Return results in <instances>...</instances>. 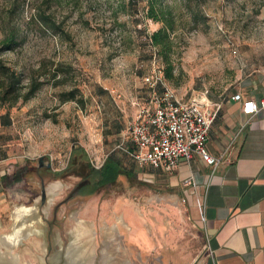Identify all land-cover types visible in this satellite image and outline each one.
<instances>
[{
	"label": "rangeland",
	"instance_id": "374dc122",
	"mask_svg": "<svg viewBox=\"0 0 264 264\" xmlns=\"http://www.w3.org/2000/svg\"><path fill=\"white\" fill-rule=\"evenodd\" d=\"M163 3L174 24L169 32L170 78L149 40L162 24L144 16L145 0L138 1L137 13L123 9L120 0H0V39L13 33L18 42L3 53V60L24 81L31 75L43 81L28 100L0 107L1 134L13 153L28 156L27 164L10 180L12 190L26 193L13 211L33 205L41 180L45 188L59 186L50 205L47 198L43 206L37 205L41 221L35 226L41 233L15 248L22 262L38 264L43 256L44 264H53L51 257L59 253L58 264H65L69 240L86 222L95 231L84 239L96 254L95 264L108 241L110 252L119 244L120 253L107 264H197L202 259V235L188 218L185 199L139 176L142 167L116 145L128 142L127 126L138 105L162 86L185 101L204 90L221 97L242 77L264 67V0ZM43 13L56 27L44 25ZM71 89L82 103L60 100L61 92ZM83 151L85 156L80 157ZM73 154L91 166H100L110 154L137 177L120 175L94 193L67 200L68 191L83 183L84 166L64 169ZM49 163L65 171L40 178L38 166ZM122 214L132 216L137 226L119 223L116 217ZM115 223L119 233H107L105 227ZM10 224L11 219L0 234L11 232ZM58 237L68 238L63 249Z\"/></svg>",
	"mask_w": 264,
	"mask_h": 264
},
{
	"label": "crops",
	"instance_id": "0c3cea01",
	"mask_svg": "<svg viewBox=\"0 0 264 264\" xmlns=\"http://www.w3.org/2000/svg\"><path fill=\"white\" fill-rule=\"evenodd\" d=\"M234 93L263 98L264 67L242 77L224 96L210 95L211 105L218 104L219 109L205 147L220 158L217 167L198 155L189 162L181 160L171 173L139 164V176L185 199L188 218L202 235L204 254L197 264H264V108L249 118L241 103L231 99ZM1 133L0 232L12 220L15 203L26 195L12 190L10 180L28 159L23 151L13 153ZM54 171L58 168L38 166L36 173L45 178Z\"/></svg>",
	"mask_w": 264,
	"mask_h": 264
},
{
	"label": "built area",
	"instance_id": "2783aa9c",
	"mask_svg": "<svg viewBox=\"0 0 264 264\" xmlns=\"http://www.w3.org/2000/svg\"><path fill=\"white\" fill-rule=\"evenodd\" d=\"M231 99L241 103L242 113L249 118L264 108V97L253 100L234 93ZM211 104L208 90L184 101L162 86L161 91H153L147 102L138 105L127 126L128 142L122 140L116 148L140 165L167 173L181 160L189 162L196 155L217 167L220 158L209 154L205 147L209 127L219 109L218 104Z\"/></svg>",
	"mask_w": 264,
	"mask_h": 264
},
{
	"label": "trees",
	"instance_id": "16d2710c",
	"mask_svg": "<svg viewBox=\"0 0 264 264\" xmlns=\"http://www.w3.org/2000/svg\"><path fill=\"white\" fill-rule=\"evenodd\" d=\"M138 1L139 0H120V3H122L123 9L131 8L132 11L137 13L139 11ZM143 13L146 18L162 24L158 29L149 34V40L166 64L164 69L165 76L170 78L172 66L169 60V52L172 45L169 40V32L174 30L172 12L169 7L165 6L163 0H145ZM40 19L45 26L56 27L54 21H52L48 15L43 13ZM17 43V38L13 33L7 34L0 39V107L4 105H14L19 100H28L43 83L39 77L34 75L29 76L28 79L24 81L22 74L12 66L6 64L3 60V53L11 50ZM60 100H75L82 103V99L76 96L74 89L61 92ZM1 119H3L5 123L9 121L6 114H2ZM82 156H85L84 151L81 153L80 157ZM74 164L84 166V172L81 173V175L83 180L87 182L83 187L87 193H94L109 184H113L120 175L129 180L137 177V172H133L124 167L110 154L104 158L102 164L98 167L91 166L87 160H81L77 155L73 154V156L68 159L64 169L69 170ZM64 169L52 172V174L54 176H59L63 173L62 171H65ZM77 174L79 175L80 173Z\"/></svg>",
	"mask_w": 264,
	"mask_h": 264
},
{
	"label": "bare ground",
	"instance_id": "6f19581e",
	"mask_svg": "<svg viewBox=\"0 0 264 264\" xmlns=\"http://www.w3.org/2000/svg\"><path fill=\"white\" fill-rule=\"evenodd\" d=\"M57 184L49 185L46 190L47 206L52 203L54 196L56 195ZM46 200V199H45ZM40 205L39 196L34 200L33 205L23 206L12 212L13 224L11 227V232L8 234H0V264H29L21 261L20 255L15 251V248L19 245L24 244L25 239L32 235H38L41 230L35 226V224L40 223L41 219L38 215V207ZM46 207V205H45ZM46 209V208H45ZM137 217L142 215L139 208H135ZM117 221L123 226H128L130 223L131 227L137 226V223L133 220V217H129L128 214H122L117 216ZM79 234L69 240L66 247V253L64 254L66 263L65 264H95L96 254H94L93 248L85 243L86 238H90L94 235V228L90 222L85 224H80ZM135 229V228H134ZM139 230V228H136ZM119 228L116 223L111 226H106L105 231L109 234L119 233ZM110 241L106 242V247H102L101 254L99 257V264H107L111 259L114 258V254L119 255L120 246L119 244H114L113 252L109 250ZM44 248V245L42 244ZM115 255V256H116ZM98 259V258H97ZM53 264H58L60 257L59 253L50 259ZM45 259L43 256L38 257V264H44Z\"/></svg>",
	"mask_w": 264,
	"mask_h": 264
},
{
	"label": "flooded vegetation",
	"instance_id": "af4514ba",
	"mask_svg": "<svg viewBox=\"0 0 264 264\" xmlns=\"http://www.w3.org/2000/svg\"><path fill=\"white\" fill-rule=\"evenodd\" d=\"M85 184H87V182H86L85 180H83V183H82V184H79V185L75 186V188L70 189V190L68 191V194L66 195L67 200H69V199H71V198H73V197H75V196H87V195H89L90 193H87V192L84 190V188H83V187L85 186ZM34 196H39V199H40V191H39V194L36 193V195H34ZM45 199H46V196H45L43 202H42L41 199H40V202L42 203V204H40V205L43 206V203L45 202ZM40 205H39V206H40ZM58 207H59V205L54 206L53 211H56V210L58 209ZM39 211H40L41 214L43 213L42 209H39ZM76 216H77V215H76ZM44 217H45V216H44ZM73 223H74V220H73ZM69 236H70V232L68 233V238H69ZM68 238H65V239H63V238H61V237H58V238H57V239L60 240V242H61L62 249L66 246L67 241H68ZM55 242H56V241L54 240V243H52V242H51V243H52L53 245H55V247H56V249H57L58 246H56V243H55ZM60 250H61V248H60ZM48 263H49V262H48ZM62 263H63V261H62V262L60 261V264H62Z\"/></svg>",
	"mask_w": 264,
	"mask_h": 264
},
{
	"label": "water",
	"instance_id": "95a60500",
	"mask_svg": "<svg viewBox=\"0 0 264 264\" xmlns=\"http://www.w3.org/2000/svg\"><path fill=\"white\" fill-rule=\"evenodd\" d=\"M42 160H43V157L40 156L38 158V165L42 164ZM47 166L49 167L50 166V163L47 164ZM45 196H46L45 186H44V183L41 182V185H40V199H41L42 202L44 201Z\"/></svg>",
	"mask_w": 264,
	"mask_h": 264
},
{
	"label": "snow or ice",
	"instance_id": "6c2138e0",
	"mask_svg": "<svg viewBox=\"0 0 264 264\" xmlns=\"http://www.w3.org/2000/svg\"><path fill=\"white\" fill-rule=\"evenodd\" d=\"M249 110H251V106H249Z\"/></svg>",
	"mask_w": 264,
	"mask_h": 264
}]
</instances>
